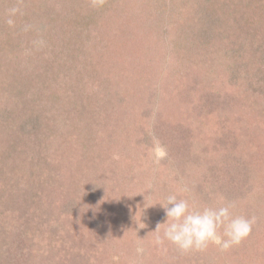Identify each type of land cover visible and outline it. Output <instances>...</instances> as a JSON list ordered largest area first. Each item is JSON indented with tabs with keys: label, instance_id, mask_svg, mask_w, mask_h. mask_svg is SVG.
<instances>
[{
	"label": "rangeland",
	"instance_id": "obj_1",
	"mask_svg": "<svg viewBox=\"0 0 264 264\" xmlns=\"http://www.w3.org/2000/svg\"><path fill=\"white\" fill-rule=\"evenodd\" d=\"M25 1L0 0L1 26L7 10L19 6L23 14L15 22L32 27L36 16L34 9L23 12ZM31 1L33 8L41 1L45 7L38 14L43 46L29 42L36 31L17 37L18 23L0 30V264H264V157L258 155L264 153L259 139L264 124L255 133L250 129L252 142L240 136L221 153L215 145L221 131L207 121L225 105L229 111L236 107L228 104L237 98L222 92L236 74L225 67L200 82L194 68L198 48L194 57H184L191 66L181 64V53L164 58L166 52L158 49L174 44L171 37L156 44L162 23L131 24L141 46H115L113 38L105 47L101 33L107 30L90 17L100 12L93 0ZM256 1L259 9L252 5ZM241 3L230 17L242 25L249 43L258 40L264 50V0ZM215 8L220 20L224 9L216 1L201 6L204 12ZM211 16L206 13V28ZM49 25L61 36L45 32ZM79 25L87 28L81 41ZM119 33L118 42L128 43L131 37L123 40ZM257 55L264 59V51ZM198 71L212 73L207 63ZM250 114L261 121L260 114ZM241 122L244 133L249 124ZM153 138L167 152L158 164ZM221 178L224 189L212 188ZM185 187L187 192L180 191ZM169 194L201 207L231 202L234 216L256 222L227 251L209 245L203 252H181L167 241L158 246L153 230L165 212L156 203H166ZM150 204L156 205L147 208ZM141 221L145 227L138 229ZM137 240L143 242L142 254L136 252Z\"/></svg>",
	"mask_w": 264,
	"mask_h": 264
},
{
	"label": "trees",
	"instance_id": "obj_2",
	"mask_svg": "<svg viewBox=\"0 0 264 264\" xmlns=\"http://www.w3.org/2000/svg\"><path fill=\"white\" fill-rule=\"evenodd\" d=\"M175 1L176 0H169V3H164L158 0H103V3L97 7L100 11L97 13V17L94 15H91L90 17L97 22V26L99 25L98 28H104V30H107L105 33H101V40H103V45L105 47L109 44V40H112L113 38L115 39V46L124 47L127 44L129 45V43H138L140 45L141 37L138 30L133 31L131 29V24L135 21L141 23L147 21L154 26L162 23L163 33L159 37H155V42H158V39L161 38L164 39V43L167 41V37H171L172 39L170 40L174 46L169 50H158L163 53L166 52L163 57L168 60L169 58H173L175 54L178 55L181 53V64L191 66L190 64L188 65L190 62H185L184 57L187 58V60L194 57L193 55L195 49L198 48L199 53L194 59V68L196 69L195 73L200 79V82L211 78L212 76L209 74L213 75V73L218 71L219 74H221L222 71L224 72L226 70L225 67L229 68L230 72L236 74V77L232 76L231 79L228 80L229 82H225L222 92L226 96L233 95V97L235 96L237 98V102L231 101L228 105H236L235 108L237 110L239 109L238 113H241V116L237 121H234L235 116H237L235 115L237 110L233 108V110L229 111L228 106L225 105V109L218 113V116L216 114L211 115L213 122L210 118H208L207 121H211V125L216 133L221 131L222 135H219L218 140L215 143L216 149L221 151V153L225 149L230 150L232 145L240 138V136L249 138L250 142H252L254 140V134L250 131V129H253V132L255 133V126L264 124V59H260V57L257 59V54H261L264 50L258 47V40L254 39L252 43H249L247 41V35L244 34L245 31L243 32L241 29L242 25L238 26V22L236 23V20L230 17L232 15H236L235 11L241 10L242 0H240L241 2H239V0H204L203 3L200 2V0H187L185 2H181V0H178L179 2ZM215 1L224 9V13L221 14L222 18L220 20L219 14L216 13V8L213 10L214 12H204L201 9V6L204 3L215 4ZM31 2V0H27V2L25 1L23 5V12H25L26 15H30L32 9H34L33 13H35L36 16L35 22L32 21V27H30L28 31H25V33L28 32L27 36L29 37H31L30 33L36 31L34 33L35 37H32L33 39L30 38V41L28 40L29 42L32 40H40L39 34L43 33V20L40 19L41 16L38 18V14H40L42 8H45L43 1H41L40 5L36 4L35 8L32 7ZM256 3L257 4L252 5L259 9L261 4L257 1ZM206 13L212 15L211 20H213V23L211 25H217L213 27L215 33H208L211 25L206 28V24H204L208 22L206 19ZM216 16L218 19L214 20ZM28 18L29 17H22V20L27 22ZM16 23H18L17 26L20 29V33L18 32L19 35L17 37H20L23 34V23L21 24V20L16 21L15 24ZM4 24L5 23H3V26L0 24V30L2 29L8 31L10 27L7 23L6 26ZM171 24H176L175 32L168 30V26L171 27ZM54 27L55 26L49 25L45 32L50 34L57 33V36H61V32L58 31L57 28L54 29ZM200 29L202 30L200 31ZM78 30L80 32L81 41L86 37V34L83 31H87V28L85 25H79ZM116 32L117 36L118 34L120 35L119 32L124 33L123 40H125V36L131 37V39L127 40L128 43L125 41H120L121 43H119V39H116L115 37ZM246 32L252 36L254 35V33L248 32V30ZM105 34H107L108 37H105ZM212 34L216 36L214 41L211 39ZM120 39H122V37ZM55 44L56 40H54L52 46ZM129 47L132 49V46H128V50ZM260 47H264V45L262 44ZM146 49L148 50L149 48ZM124 55L125 54L121 56ZM198 57L202 60L199 61ZM256 59L261 60V62L256 61ZM206 63L211 66L212 73L198 71V69H201ZM257 63L258 65L255 70ZM224 76L226 77L227 75ZM207 77L209 78L205 79ZM251 112H256V116L260 114L261 117L258 118H260L261 121H257L255 116H253L252 119L250 114ZM220 119L221 121H217ZM222 120H224V122H222ZM241 120L244 123L246 120V124H249L247 129L244 130V133L246 134H244L241 129L243 124ZM226 129L229 130L227 135L224 134ZM234 138H236V140H234ZM259 139L263 141L264 135H260ZM233 148L236 147L234 146ZM258 155L259 158L264 157V153ZM229 174V171L225 172L226 177ZM229 179L230 182L233 181L231 177H229ZM225 183L226 181L222 178L219 180L216 179L212 188L217 189V186L219 185V190L224 189ZM211 191L212 194L215 193V191Z\"/></svg>",
	"mask_w": 264,
	"mask_h": 264
},
{
	"label": "clouds",
	"instance_id": "obj_3",
	"mask_svg": "<svg viewBox=\"0 0 264 264\" xmlns=\"http://www.w3.org/2000/svg\"><path fill=\"white\" fill-rule=\"evenodd\" d=\"M95 5H100L103 0H93ZM8 19L6 23L10 27L15 26V17L22 15L19 6H14L7 10ZM30 25H25L24 31H28ZM35 45L43 46V40L33 42ZM167 155L166 149L160 144L159 140L153 138L152 156L153 162L158 164ZM151 185L148 188L151 189ZM187 192L188 189H180ZM159 204L165 212V219L156 225V234L153 239L155 245H163L165 241L175 245L181 252L205 251L209 245H215L220 251H227L233 246L239 245L252 230L256 222L255 217L246 218L244 216H234L231 209L234 203L221 204L219 207L197 206L189 199H178L176 194H169L166 203ZM150 204L147 206H153ZM145 224L141 221L138 229L144 228ZM163 228V234L160 229ZM137 229V231H138ZM137 254L144 253L142 240H137Z\"/></svg>",
	"mask_w": 264,
	"mask_h": 264
}]
</instances>
